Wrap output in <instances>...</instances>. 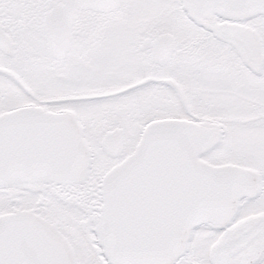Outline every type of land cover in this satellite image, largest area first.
Listing matches in <instances>:
<instances>
[{"label": "snow or ice", "instance_id": "obj_1", "mask_svg": "<svg viewBox=\"0 0 264 264\" xmlns=\"http://www.w3.org/2000/svg\"><path fill=\"white\" fill-rule=\"evenodd\" d=\"M0 264H264V0H0Z\"/></svg>", "mask_w": 264, "mask_h": 264}]
</instances>
